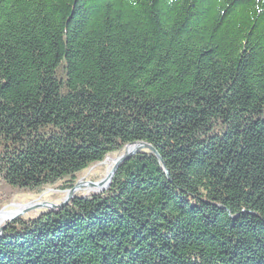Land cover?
I'll use <instances>...</instances> for the list:
<instances>
[{"label":"trees","instance_id":"16d2710c","mask_svg":"<svg viewBox=\"0 0 264 264\" xmlns=\"http://www.w3.org/2000/svg\"><path fill=\"white\" fill-rule=\"evenodd\" d=\"M134 143L0 264H264V0H0V211Z\"/></svg>","mask_w":264,"mask_h":264},{"label":"rangeland","instance_id":"374dc122","mask_svg":"<svg viewBox=\"0 0 264 264\" xmlns=\"http://www.w3.org/2000/svg\"><path fill=\"white\" fill-rule=\"evenodd\" d=\"M122 155V154H121ZM120 154L114 155L107 159L104 163L98 164L92 167L90 170L86 171L81 177L79 182H92L93 180L99 181L106 177V175L110 172V169L115 164V161L121 156ZM112 161V162H111ZM110 165V166H109ZM90 193L88 188H83L78 191L76 194L79 195H87ZM68 198V192H63L57 190L55 188H49L41 195H17L11 202V204L7 205L6 211H17L19 208H31L34 205L38 204H49L55 205L57 207L62 206ZM17 205V206H16ZM57 211V210H56ZM50 212L47 209H39V210H30L23 214L19 219H30L34 218L42 213ZM0 220V228L7 226V222L1 223ZM15 222V221H14ZM13 223V222H12Z\"/></svg>","mask_w":264,"mask_h":264},{"label":"water","instance_id":"95a60500","mask_svg":"<svg viewBox=\"0 0 264 264\" xmlns=\"http://www.w3.org/2000/svg\"><path fill=\"white\" fill-rule=\"evenodd\" d=\"M129 147L130 148L132 147V149H130ZM144 151H150L158 157L156 151L148 144H145V143L130 144L126 147L125 152L115 161L114 166L112 167V169L106 175L105 178H103L97 182H86V183L79 182L75 186L74 189H72L71 191H68V198L62 206L57 207L55 205H52V204L49 205V204H45V203L34 205L31 208H26L22 212H18L17 214H15L12 218H10L9 220L6 221L7 224H10V223L18 220L23 214H25L26 212H28L30 210L47 209V210H50V212L62 211V210H64L65 207L68 206L69 202L73 198L76 197V193L83 188H88L90 190V192H93V193H104L106 190H108L110 188L111 183L113 181V178H114L117 170L119 169V167L123 163L131 160L134 156H136V155H138ZM6 208L7 207H4L3 210L0 211V214H2ZM6 228H7L6 225L4 227H1L0 233H2Z\"/></svg>","mask_w":264,"mask_h":264},{"label":"bare ground","instance_id":"6f19581e","mask_svg":"<svg viewBox=\"0 0 264 264\" xmlns=\"http://www.w3.org/2000/svg\"><path fill=\"white\" fill-rule=\"evenodd\" d=\"M130 148V147H129ZM132 149V147L130 148ZM112 162V161H111ZM110 166V165H109ZM111 170V169H110ZM17 206V205H16ZM25 208H19V210L17 211H4L2 214H0V220L2 221L1 223L6 222L7 220H9L10 218H12L15 214H17L18 212H22Z\"/></svg>","mask_w":264,"mask_h":264}]
</instances>
